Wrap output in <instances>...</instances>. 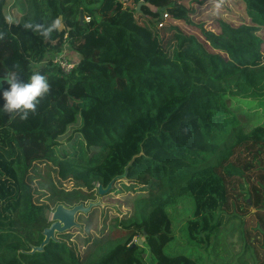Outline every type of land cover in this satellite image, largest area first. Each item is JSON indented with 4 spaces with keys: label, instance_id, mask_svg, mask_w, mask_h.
Instances as JSON below:
<instances>
[{
    "label": "trees",
    "instance_id": "1",
    "mask_svg": "<svg viewBox=\"0 0 264 264\" xmlns=\"http://www.w3.org/2000/svg\"><path fill=\"white\" fill-rule=\"evenodd\" d=\"M242 1L249 24L220 21L217 33L198 25L211 48L192 40L202 76L156 52L151 32L136 21L138 13L156 29L167 15L191 25L175 0H0V76L15 72L24 80L40 72L50 85L26 119L0 111V264H88L111 240L91 264H147L146 249L152 264H202L165 251L173 240L168 209L179 197L194 204L185 224L194 246H221L231 221L242 224V236L264 243V126L250 127V110L233 102L264 81L257 35L264 0ZM67 48L80 55L69 73L53 61ZM78 114L87 148L105 150L99 162L56 156L58 138ZM138 154L104 195H132L125 225L112 233L103 226L95 239V207L78 216L75 243L71 231L41 253H24L43 241L53 207L95 201L96 185L107 186Z\"/></svg>",
    "mask_w": 264,
    "mask_h": 264
},
{
    "label": "rangeland",
    "instance_id": "2",
    "mask_svg": "<svg viewBox=\"0 0 264 264\" xmlns=\"http://www.w3.org/2000/svg\"><path fill=\"white\" fill-rule=\"evenodd\" d=\"M184 5L189 11V19L191 25L185 21L173 20L168 18L158 28H152L149 23L143 19L138 13L135 14L137 23L146 26L154 40V49L156 52L167 56L172 63L180 65L185 72L197 75H206L207 71L204 60L195 54H192L191 43L195 39L206 50H210L208 44L205 43L200 34L199 26L218 32L219 22H227L233 26L241 24H249L245 10V4L242 0H175ZM59 29L63 28L61 21L58 20ZM257 35L262 39L261 50L264 52V28H260ZM180 45V47H179ZM178 54L179 59L175 60L174 55ZM62 56L75 62L80 61V55L71 49H63ZM234 103L241 104V108L248 109L251 112L250 127L264 126V81L254 87L253 90L245 89L233 98ZM82 125L81 116L78 114L73 124L67 127L66 133L58 138L59 145L55 148L56 156L59 159L69 160L77 164H89L99 162L105 155L104 149H88L85 141L82 139L79 129ZM71 184H66L67 189L71 188ZM119 189L118 184L115 185ZM121 188V187H120ZM100 199L104 205L103 209L98 208L96 226L91 230L90 234L95 239H99V229L106 227L105 233H112L117 227L125 225L132 215V195L124 193L120 195H108L96 198V202ZM55 207L52 208V211ZM194 204L190 198L179 197L178 201L169 207L168 213L172 219V235L173 240L166 246L165 251L170 254H186L192 255L193 259L201 261L202 264H264V243L255 241L249 233L241 235L243 226L240 222L231 221L225 225V234L221 246L216 249L207 250L194 246L188 240L186 221L191 218ZM253 211V210H252ZM50 214V213H49ZM48 214V216H50ZM107 216L106 223L104 218ZM79 220V217H78ZM96 228V229H95ZM223 228V229H224ZM73 239L75 243L76 236L79 234L73 230ZM83 236L84 233L81 231ZM105 245L98 247L88 261L91 264L100 253L105 252L115 241H107ZM138 242V241H137ZM84 248L81 247L83 251ZM146 263L152 264L153 257L148 249H146Z\"/></svg>",
    "mask_w": 264,
    "mask_h": 264
},
{
    "label": "water",
    "instance_id": "3",
    "mask_svg": "<svg viewBox=\"0 0 264 264\" xmlns=\"http://www.w3.org/2000/svg\"><path fill=\"white\" fill-rule=\"evenodd\" d=\"M141 3L137 6V11H140ZM81 22L84 20V16L81 12ZM2 86V85H0ZM140 156V154L134 156L126 165L125 171L121 175L115 176L111 181L107 184V186H104L102 184L96 185V194L99 198H101L104 195H107L112 191L114 188V184L117 181H120L122 179H125L128 175V170L130 166L133 164V161L136 157ZM95 207H101L103 209L104 205L100 201V199L96 202H89V203H80L72 207H68L63 203L58 204L54 210L50 213L49 216V226H47L42 231L43 241L38 246H32L30 251L24 252L27 254H33V253H41L45 250V247L51 242V241H58L57 235L71 232L75 229L81 228V225L78 222V216L80 214L87 215L91 212V210ZM145 236V235H144ZM142 237L138 242L136 243L139 246L143 245L145 237ZM135 245V244H133ZM20 251V252H21Z\"/></svg>",
    "mask_w": 264,
    "mask_h": 264
},
{
    "label": "clouds",
    "instance_id": "4",
    "mask_svg": "<svg viewBox=\"0 0 264 264\" xmlns=\"http://www.w3.org/2000/svg\"><path fill=\"white\" fill-rule=\"evenodd\" d=\"M40 28V25H36ZM47 35V30L44 31ZM0 111L18 115L20 119H26L34 112L39 100L49 91V82L40 72H33L22 80L18 74L0 76Z\"/></svg>",
    "mask_w": 264,
    "mask_h": 264
},
{
    "label": "built area",
    "instance_id": "5",
    "mask_svg": "<svg viewBox=\"0 0 264 264\" xmlns=\"http://www.w3.org/2000/svg\"><path fill=\"white\" fill-rule=\"evenodd\" d=\"M165 20L168 19V16L165 15ZM88 20V18H87ZM54 63L57 64L65 73H69L72 71L79 62H75L74 60L68 59L67 57L64 56H57L54 58ZM137 243V241H135Z\"/></svg>",
    "mask_w": 264,
    "mask_h": 264
},
{
    "label": "flooded vegetation",
    "instance_id": "6",
    "mask_svg": "<svg viewBox=\"0 0 264 264\" xmlns=\"http://www.w3.org/2000/svg\"><path fill=\"white\" fill-rule=\"evenodd\" d=\"M5 74H3L2 76H4ZM6 84H3L2 87H5Z\"/></svg>",
    "mask_w": 264,
    "mask_h": 264
},
{
    "label": "crops",
    "instance_id": "7",
    "mask_svg": "<svg viewBox=\"0 0 264 264\" xmlns=\"http://www.w3.org/2000/svg\"><path fill=\"white\" fill-rule=\"evenodd\" d=\"M192 53V52H191ZM193 54V53H192Z\"/></svg>",
    "mask_w": 264,
    "mask_h": 264
}]
</instances>
